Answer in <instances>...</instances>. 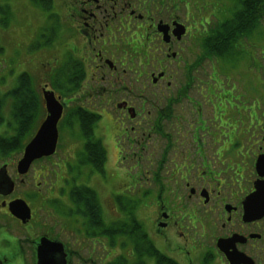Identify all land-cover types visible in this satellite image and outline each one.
<instances>
[{"label": "flooded vegetation", "instance_id": "1", "mask_svg": "<svg viewBox=\"0 0 264 264\" xmlns=\"http://www.w3.org/2000/svg\"><path fill=\"white\" fill-rule=\"evenodd\" d=\"M143 9L145 11H142ZM191 18L187 7L178 9L173 4H146L145 0H68L64 3L63 15L60 19L62 43L58 50V58L53 59L60 70L59 82L62 92L69 96L71 104L80 103L99 115L100 123L97 127L104 131L99 137L104 149L105 162L108 160L109 163L110 155L103 138L114 136L111 133L114 126L110 123V117L115 120L113 123L114 125L116 123V127L124 129L117 131L116 137L124 138L119 139L123 152L120 151L121 160L123 162L129 160L132 165L122 174L130 186L119 190L118 187H113V181L108 176H98L96 173L91 177V185L97 180L101 183L99 179L101 178L104 181L101 184L111 185L109 190L101 188L98 192L89 185L91 192L89 196H73V193L65 188L64 182L60 184L61 181L56 187L40 190L38 187L40 182H37V179H44L42 168L31 170L39 173L37 179L29 178L30 170L22 177L16 170L17 161L14 152L4 159L0 158V264H112L114 250L119 249L121 245H115L117 247L114 249L112 212L114 209H120L124 202L130 201V191L132 194L136 191L141 196L145 194L143 183L140 182L144 176L137 166V159L141 161L144 153L145 143L136 128L140 126L138 122L143 118H145L143 121H150L151 113L146 112V116L143 117L142 105L155 95L151 97L149 94L147 98L144 96L142 92L144 87L139 83V78L145 74V68H150L153 72L157 71L153 80H158V74L164 75L160 70L166 65L165 59H170L172 55V58L174 55L177 56L176 53L180 55L183 47L188 46L187 39L190 40L191 45L193 31ZM140 41L144 43L142 51L135 48ZM151 44L155 52L162 54V60L151 56L153 53L149 47ZM29 63L30 65L33 63L32 56ZM184 66L186 74L179 82L181 83L179 89L183 94L184 89H187L188 76V66ZM128 71L133 72L132 83L140 86L141 91H134L132 84L125 79ZM152 75H149L151 84ZM27 104L31 105V99H28ZM63 106L64 114L66 107L64 104ZM107 114L111 116L107 118ZM105 123L107 127L103 128L102 125ZM131 123L134 124L129 126ZM157 125L152 127L159 129L160 125ZM240 129L242 127L238 128L234 137L233 134L226 135L224 132V130L231 132L233 127L220 128L218 135L210 134L211 147L216 148L213 150L215 153H212L213 156L205 150L204 142L201 141L196 146L197 152L203 153L205 150L204 153L208 156V160L203 158L201 165H196L200 172L194 168L192 161L187 164L179 158L178 162L173 163L175 175H172L171 183L174 186L172 190H168L171 198L166 205L169 206V202L174 197L178 203L175 208L184 214L180 216L186 221L187 226H189V218L199 225L203 242L207 243L206 247L205 243L203 246V242L198 245L182 243L186 249L175 256L171 252L154 247L155 243H153L149 247L151 252L148 254V257H152L145 258L144 243L140 239L143 226L134 222L136 228L134 230L139 233L137 237L129 239L134 231H130L129 225L121 229V232L126 234L124 241L126 257L133 255L132 243H136L138 255L135 264H145V262L158 264V261L162 260L164 264H176L175 257L181 258L185 264H193V261L194 264H264V187L262 182L254 183L250 180L252 170H256L257 161L264 160V149L258 147L263 152L262 155L257 150L251 152L249 144L246 147L243 142L237 140L241 138ZM5 134H10L9 130L0 127V137L5 138ZM246 134L250 139L256 134L263 136L264 127L263 129L258 127L254 131L251 127H246ZM261 140L264 141V137ZM165 142L169 143V140ZM17 143H21L20 138ZM226 144H229V150L225 149ZM261 144L264 145V142ZM131 148H133L132 154L129 152ZM208 150L212 149L208 148ZM134 151L137 152L136 155ZM230 151L237 153L241 159L238 160L240 164L233 165L225 161ZM63 152L67 154L66 160L78 162L81 159L75 155L73 147L63 148ZM187 159L186 157L184 160ZM108 163L104 165L105 173ZM188 166L192 171L187 169ZM158 171L159 169L157 174ZM262 177L264 178V175ZM62 178L60 177V180ZM156 180L155 174L154 182ZM176 181L184 185L185 195H180ZM32 184L34 188L31 187ZM257 188H260L258 192ZM165 190L166 188L159 185L157 195L160 196ZM78 191L79 189H75V193ZM20 200L30 209V220L26 224L17 218L19 210L14 203ZM161 201L158 199L152 204L156 211H160L158 204ZM49 202H56V206L59 205L58 221H56L58 234L52 235L51 231H48L46 234L35 235L36 231L39 232L45 227V225L40 226L41 216L38 206ZM137 205L140 204L135 205L138 209ZM98 208L101 210V215L96 213ZM142 208L143 206L141 210ZM247 213L252 218L247 217ZM154 220L155 225L157 224L154 240L170 246L167 235L170 231L175 232L180 225L173 222L165 213L160 217L156 215ZM18 230L23 235L21 240L14 234ZM165 231L169 232L166 234ZM77 238L83 241L82 247L74 245ZM44 242H48L49 245H42ZM192 247L202 250L198 253ZM42 248L44 251L39 252ZM174 249L177 250L178 247ZM83 250L84 253L81 252Z\"/></svg>", "mask_w": 264, "mask_h": 264}, {"label": "rangeland", "instance_id": "2", "mask_svg": "<svg viewBox=\"0 0 264 264\" xmlns=\"http://www.w3.org/2000/svg\"><path fill=\"white\" fill-rule=\"evenodd\" d=\"M8 1L10 4H8V2H4V0H0V44L3 47V51H0V59H2V63L0 65V79L4 78L6 82H14L15 84L17 83L19 74L22 73L21 69L25 68L28 65L30 66V64L27 58L24 57L22 60H20L22 66L20 67V63L18 62L17 67H15L9 63V59L10 61H13L15 63L14 57L16 55L18 56L17 49L23 54V56H25V54L29 53V51L31 50V45L30 43H27V40L33 34V27L35 26L36 17H38L39 20V25L35 26V28L39 26L37 38L42 30H44L45 33L49 34H51L53 30L56 31V21L60 17V9H58L60 5L57 6L56 0H53L52 8L49 11L39 10L40 13L39 11H37L34 14L29 12L30 7L36 8L30 0ZM21 1H24L25 3ZM151 1L154 2V0ZM182 1L184 0H174L172 3L174 5H177L181 4ZM187 1V9L192 17L190 20V24L193 29V31L191 32V45L190 40L187 39V42L189 41L187 46L188 48L186 46L183 47V52L180 55L174 52L177 56L174 55L173 58V55L170 57V59H165L163 57V59L166 60V65H164L165 67L160 70V73L164 75L159 76L158 74V80H153V76L154 78L156 77L157 71L153 72L150 68H145V74L139 78V83L144 87L142 91L144 96H146L147 98V95L151 94L152 97V95L154 94L155 97L147 100L146 103L142 105V107L144 108L143 117L146 116V112L151 113L150 121H143L145 119L143 118V120H140L138 122L140 126L136 128V130L139 132V136L144 139L145 143V149H143L144 153L141 156V161L136 158L137 166L141 169V174L145 178L140 181L141 183H143L142 187L144 188L145 194L141 196L136 191H134L133 194L131 193V191L129 192L130 201H133L134 205H136V203L140 204V206L137 205L138 209L135 212H132L131 215H133L138 222L139 220L137 219V217L140 218V223L143 222L141 223V225L143 226V230H141L142 233L140 234V239L144 243L145 251L148 250L149 247L153 245V243H155L154 247L160 248V250L171 252L175 256L178 253H183V251L186 249L182 245V243L184 245H198L204 240L202 239L203 236H201V232H199V225H197L195 220L189 218L188 221L190 222L189 226H187L186 221L181 218L180 215L184 214L181 213L178 208H175L178 203L176 202L174 197L169 202V206L166 205V202H168L171 198L170 192L168 190H172L174 186V184L171 183L172 175L175 173L173 163L178 162L179 158H181L182 162H186L187 164L191 163L192 161L194 164V168L200 172V170L198 169L199 167L196 165H201L203 158L208 160V156L204 153L205 150H207V152L213 156V150L216 149L211 147V140L209 135H218L220 132V128L224 127H233V130L231 132H227L226 130H224L226 135L231 133L233 134V137L235 136V133H237L238 128L242 127V129L239 130L241 132V138L239 137L237 140L239 142H243L246 147L249 144L251 152H255V150H257V152L262 155L263 152L260 151L258 147L261 146L264 149V145L261 144L262 142H264L261 140L264 135L259 136V134H256V137L254 136L250 139L248 137V134H246V127H251V130L253 131L258 127H261L262 129L264 127V74H262V71H264V62H261L264 59V52H262L264 51V42L261 44V46L253 45V41L257 40L259 38V35H262L264 33V0H260L259 3H257V1L254 2V5L248 10V12H246L245 10H241V3H239L238 0H223L224 5L222 7H219L220 2H216L214 4L213 2H211V0ZM241 1L243 0H240V2ZM249 1L252 2L253 0ZM6 4L9 5L7 11L4 8ZM218 7V11L212 12L213 9H217ZM231 7H234L235 10L238 9V21L240 24L245 21L244 18H246L247 16L250 15L253 17L251 21H245L243 23L245 26H251V36L254 39H251L249 41V36H247L248 42L246 46L245 44H243L242 46L231 45V43L228 41L229 34L235 33L239 29V24L237 22H234L233 19L230 18V21L228 22V18L231 17V14H236V12H234V8L231 9ZM31 10L36 11V9ZM240 10L242 13L246 14L240 16ZM142 11L145 10L143 9ZM146 13H148V11H146ZM210 14L217 16V20H219V22H222V26L220 28L219 38L215 41L217 43H212L207 50L206 55H204L203 48L201 47L203 34L201 30L196 26L198 25V23L195 25V22L210 17ZM210 21H214V19H210ZM210 27L212 28V26ZM239 35L240 34H236L238 40L245 39L244 35L240 37ZM149 47L153 50L152 44ZM259 47L262 48V51H260ZM135 48L138 51H142L144 49V43L140 41V44ZM245 48L250 52V54L242 50ZM216 52L220 55H226L230 60L237 59V61L241 63L240 68L234 69L233 67H229L227 70L224 67V70H221L223 69V67L221 66V64L219 65L220 61L218 62L215 58H213ZM151 56L162 60V54L158 51L155 52L153 50ZM184 65L188 66L187 75L192 78L193 85H190L187 89H185L183 94L179 89V85H181V83L179 82L186 74ZM39 74L43 75V73ZM150 74H153L152 84L149 81ZM132 77L133 72L128 71L125 79L129 84H132L134 91H141L140 86L134 85L132 83ZM227 86H232L234 90L232 91V89H228ZM231 95L237 97L235 99L234 105L244 110L242 114L236 112V109H230L229 105L227 104ZM125 99L128 100L127 97H125ZM110 116L108 115L107 118H109ZM170 117L171 119H169ZM163 119H167V121ZM113 121L115 122V120L111 116L110 123L112 126H114L111 129V133H113L114 136H104L103 138V141L106 144V150L110 155L109 163L108 160L105 162V160L103 159V145L99 144V140H101L99 136L103 135L104 133V131L100 129H98V131L95 133L96 137L99 140L96 139L95 145L93 147L91 146V157L89 158V160H82L81 163L86 164L87 162H89L90 164H92L96 168L94 175L98 173V176H108V178L113 181V187H118L119 190H121L125 187L130 186L127 184V181L122 174L126 173L127 169L132 167V165H130L131 162L129 160L125 162L121 160L122 156L120 155V151L122 152V147L119 144V139L123 140L124 138H118L116 137V135L117 131H122L124 129L122 127H116V123L114 125ZM106 123H108V121ZM106 123L102 125L103 128L107 127ZM127 124L128 123L126 121V125ZM133 124L134 123H131L129 126ZM162 124H165L166 126L162 127ZM89 125L94 127L97 124H93L88 120H84L79 124V127H89ZM153 125H160V127L158 129L157 127H152ZM154 128H157V130H153ZM127 139L130 138L127 137ZM165 140H169V143L165 142ZM201 141L205 144V150H203V153L196 151V146L199 145ZM231 143H233V141ZM124 147H126L125 144ZM208 148H211L212 150L209 151ZM243 148L244 147L242 146V149ZM225 149L229 150V144L225 145ZM132 150L133 148L129 150L131 154L133 153ZM134 153L135 155L137 154L136 151H134ZM204 155L205 157H203ZM186 157L188 158L187 161L184 160L186 159ZM53 159L54 160L52 163H54V161L55 163L60 162L61 165H63L65 161L62 158L61 154L57 155V157L54 156ZM251 159H253V157ZM238 160L240 161L241 159L234 151H230V154L225 158L226 162H231L233 165L240 164ZM107 163L108 166L106 174L103 169L105 168L104 165ZM54 164L52 166H54ZM41 165L42 164H38L36 167L38 168ZM183 166H185V164ZM255 166L256 170H252L253 174L251 173L252 175L250 180H252V182L254 183L262 182V187H264V178L262 177L264 175V173H262V171H264V160H258ZM84 168L86 167H83L81 170H83ZM32 169L33 168L30 169L29 178L37 179L39 173H34L33 171H31ZM158 169L159 174H157ZM187 169H189V166ZM189 170L192 171V168H190ZM243 171L244 169L242 168V172ZM48 173L49 175L51 174L55 176L54 170H50ZM155 174L157 175L156 182H154ZM99 179L101 183L104 182L101 178ZM37 180L40 181V179ZM101 183H99L97 180L96 182L92 183L91 186L94 187L98 192H100L101 188L109 190L108 188L111 187L110 184L105 185ZM175 183L180 190V195H185L184 185H180L178 181H176ZM47 184L49 187L53 186L51 181H48ZM159 185L166 188L165 192L160 196L157 195V187ZM65 188H73V181H71L70 184L65 185ZM84 191L86 192V190ZM158 199L162 200L158 204V206L160 207V211H156L152 206V204L155 203ZM142 206L143 208L141 210ZM40 208L41 207L38 206V210H40ZM44 210L49 211L50 208L46 207ZM162 213H165L171 218L173 222H177L180 225V228H177L175 232L165 231L166 234L169 232L167 236L169 243H171L170 246L164 245L163 242L154 240L155 226L157 225H155L154 217L156 215H159L160 217L162 216ZM246 215L247 217L252 218L248 213ZM41 216L43 219H45L44 212H41ZM128 218L129 216H124L125 220H128ZM48 221L49 220L47 218L43 220L45 227L41 228L39 233L46 234L50 229H52L51 231L53 232H51V234L53 233V235H57V225ZM58 226H60V228L62 227L61 225H59V223ZM206 233H208L207 229ZM14 234L21 240V236L23 235H21L19 230L18 232H14ZM34 234H38V231H36ZM24 235L27 234L24 233ZM74 243V245L76 246L82 247V245H84L83 241L79 238H77ZM204 243L206 247L207 243L203 242V246ZM175 247H178V249L175 250ZM192 249L196 252H200V250H202L194 249L193 247ZM118 250V248L114 250L115 253ZM128 250L131 249L128 248ZM81 252L84 253V250ZM133 252L137 255V247L134 248ZM175 258H177V260L173 261L176 262V264H182L183 260H181V258ZM136 262V260H134L133 262L127 260L125 261V264H135ZM164 263L165 262L163 260L158 261V264Z\"/></svg>", "mask_w": 264, "mask_h": 264}, {"label": "trees", "instance_id": "3", "mask_svg": "<svg viewBox=\"0 0 264 264\" xmlns=\"http://www.w3.org/2000/svg\"><path fill=\"white\" fill-rule=\"evenodd\" d=\"M256 1H257V3L260 2V0H253L252 2L249 0H243L240 2V0H238V2L241 3V10H245L246 12H248V10L254 5V2H256ZM241 10L239 11V13H241L240 16L246 14V13H242ZM235 15H236V17L234 18L235 19L234 22H237L239 25H242L245 21H251L253 19V17L249 15L246 18H244L245 21L240 24L238 21V10L236 11ZM234 34L236 35L237 33H234ZM29 85H30L29 75L22 73L18 78L17 90L15 92L7 93L8 96L12 95L14 97V100H15L13 112L11 111V115L13 116V118H11L10 123H12V120L14 119L15 127H18V129H20L21 131H26L28 129V127L32 126V124H33V122L37 116V113H38L35 94L33 95L34 98H33V103L31 102V105H29V104H27V102H25L26 93L29 91L28 90ZM3 106H4V100H1L0 101V115H1L2 120L4 117V113L2 112ZM76 111L83 118L84 113L81 111V109H77ZM76 118L80 121V119L78 117H76ZM1 122L2 121L0 119V124H1ZM9 126L11 127L10 124L7 127H9ZM80 129H82V131H85L86 133L89 132L88 127H80Z\"/></svg>", "mask_w": 264, "mask_h": 264}, {"label": "water", "instance_id": "4", "mask_svg": "<svg viewBox=\"0 0 264 264\" xmlns=\"http://www.w3.org/2000/svg\"><path fill=\"white\" fill-rule=\"evenodd\" d=\"M51 97L47 98L49 116L40 126L33 141L25 149V155L20 164V167L23 169L21 170L20 168L19 170L21 174L26 173L28 166L33 160L43 156H51L55 151L57 143L56 124L61 115V108L58 104L53 102V98L51 99Z\"/></svg>", "mask_w": 264, "mask_h": 264}, {"label": "bare ground", "instance_id": "5", "mask_svg": "<svg viewBox=\"0 0 264 264\" xmlns=\"http://www.w3.org/2000/svg\"><path fill=\"white\" fill-rule=\"evenodd\" d=\"M234 7H235V5H234ZM234 7H231V9H233ZM55 165L57 167H61V163L60 162H56ZM88 185H91V183L87 179L81 178V179H78L75 183H73V189H76L77 186H79V187H85V186H88ZM73 189L72 188H68V191L70 193H73L74 192ZM29 220H30V218L28 220L23 221L22 223L23 224H26ZM134 229H135V227L131 225L130 226V231L132 232ZM135 234L138 235L139 233L136 232ZM117 239L119 240L120 237L118 236Z\"/></svg>", "mask_w": 264, "mask_h": 264}]
</instances>
